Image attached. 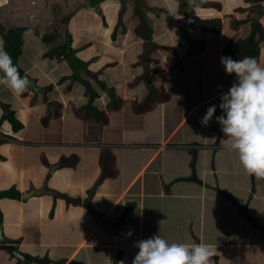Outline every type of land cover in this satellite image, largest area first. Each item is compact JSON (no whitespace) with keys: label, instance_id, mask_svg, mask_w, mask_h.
Returning a JSON list of instances; mask_svg holds the SVG:
<instances>
[{"label":"crops","instance_id":"1","mask_svg":"<svg viewBox=\"0 0 264 264\" xmlns=\"http://www.w3.org/2000/svg\"><path fill=\"white\" fill-rule=\"evenodd\" d=\"M122 1L0 0V43L1 28L24 30L17 64L35 85L16 94L0 83L1 244L47 264H131L135 242L157 233L206 243L209 264H264V232L240 212L264 228V176L244 170L215 121L235 79L220 56L253 23L264 31V0H198L191 14L186 0H145L140 15L128 4L120 17ZM200 20H220L222 32L204 33ZM143 27L151 34H138ZM186 29L206 43L193 55L179 36ZM67 43L68 57L52 56ZM147 52L166 74L150 75L156 101L139 112ZM78 60L97 79L78 72ZM257 62L264 66L263 43ZM8 112L20 130L3 119ZM94 187L95 216L84 205ZM0 264L24 263L0 249Z\"/></svg>","mask_w":264,"mask_h":264},{"label":"clouds","instance_id":"2","mask_svg":"<svg viewBox=\"0 0 264 264\" xmlns=\"http://www.w3.org/2000/svg\"><path fill=\"white\" fill-rule=\"evenodd\" d=\"M224 71L234 74L228 89L220 94V114L215 121L224 135V147L238 153L245 171L264 176V66L251 56L233 59L221 55ZM0 83H6L19 94L29 86L12 63L10 54L0 43ZM217 108L210 104L200 117L207 126ZM127 235H131V229ZM138 251L131 264H209L212 249L206 243L169 242L159 234L137 240Z\"/></svg>","mask_w":264,"mask_h":264},{"label":"trees","instance_id":"3","mask_svg":"<svg viewBox=\"0 0 264 264\" xmlns=\"http://www.w3.org/2000/svg\"><path fill=\"white\" fill-rule=\"evenodd\" d=\"M100 2H101V0H99V1L94 0V5H98ZM144 2H145V0H123L122 1V9L120 12V17L124 16V14L127 10L128 4H132L134 6V10H135L136 14L140 15L141 12H140L139 8L144 5ZM203 4H202L203 6H208L206 4V2H203ZM69 20L70 19H66L65 22H68ZM142 22H143V25L146 26V22L145 21H142ZM198 23L201 27V30L204 33L219 34L222 32L223 26H222V23L220 20H200ZM119 25L122 27V22H120ZM145 28L146 27H143L140 30L141 32H138V34L143 35V31L146 30L147 33L150 35L151 34L150 30L145 29ZM1 29H2L1 34H2L3 39H4L3 47L10 54V56L12 58V63L17 66V70H18L19 74L21 76H23L24 71L18 66L17 61H18V57L20 56V54L22 52V44H23L22 35H23L24 30H16V31L6 32L3 28H1ZM179 36L181 37L182 42L186 41V40L189 41V48L187 51V55H193L194 53L198 52L199 50L205 48V44H206L205 41H203V40H201V41L192 40L190 38L188 29L179 32ZM67 38H68V41L71 40L70 36ZM43 39L45 41H51L54 38L52 36L46 35V36H44ZM261 43L264 44V31L262 30V28L259 24L253 23L251 25V33L249 34V36L246 37L245 39L235 40L234 47L231 49L229 47L225 48L223 55H231L233 59H239V58H242L244 56H251L257 60L258 55H259V45ZM58 49L63 51V52H61L62 53L61 55H57V54H59ZM67 49H68V43L66 45H63L61 48L60 47L55 48V50H53L51 54L53 57H54V55L57 57L67 55V57H68L70 54L69 53L67 54ZM149 55H150V52H147V54H144L143 56H141V59H140V63L141 62L144 63V66L146 68V73H144L145 75L142 78L146 79L145 82H146L147 86L149 87V96L143 105L141 104L140 106H138L139 112L148 109L154 103V100H155L156 90L154 89V87H152V85L150 83V80H149L150 75L157 73L158 76L162 77L163 75L165 76V74H166V72L163 70H154L152 68V66L150 67L151 62L149 61ZM78 62L80 65V66H78V68L76 66V70L78 72H80L81 69L84 68L85 72H87L88 75L97 79L96 74H94V72H90L88 70V68H87L88 64L86 62H83L80 60H78ZM178 65H179L178 67L182 68V65H183L182 61H179ZM0 75H2V73H0ZM80 81L84 84L85 88L89 92L92 93L91 99H93L94 96L96 95V93L93 91L90 82L86 81V80H82V79ZM101 84L103 85V83H101ZM87 108L88 109H94V108H92L91 104H89ZM94 111L97 112L95 109H94ZM3 119L8 120L12 124L13 129L15 131L20 130L22 127V125L14 117V114L12 112L6 113L5 116L3 117ZM15 193L16 192L13 191V192L8 193L7 195H9L12 198V197H15V195H14ZM16 198H18V197H15V199Z\"/></svg>","mask_w":264,"mask_h":264},{"label":"water","instance_id":"4","mask_svg":"<svg viewBox=\"0 0 264 264\" xmlns=\"http://www.w3.org/2000/svg\"><path fill=\"white\" fill-rule=\"evenodd\" d=\"M198 5L199 1L198 0H186V13L191 14L192 13V7L193 5ZM260 7V6H259ZM261 9V7H260ZM24 77H26L29 81V89H35V85L34 82L26 75H23ZM98 183V182H97ZM97 185V184H96ZM95 192V187L94 189L91 191V195L90 197L86 200V202L84 203L85 207L90 211V213H92L94 215V213L92 212V208H91V198L94 195ZM36 192H34L33 194H35ZM38 194V193H36ZM28 196V195H27ZM240 212L241 214L250 222V224L252 225V227L257 228L261 231L264 232V228L258 224L257 222H255L253 220V218H251L247 211L245 210V208H240ZM95 216V215H94ZM104 227L108 230H111V226L106 224L104 225ZM3 237H2V229L0 228V249L6 251L7 253H9L10 255H12L15 259L19 260L21 263L24 264H47V261H42L39 259H33L32 257H30L27 254L22 253L19 248L17 246L14 245H3L1 244L3 242Z\"/></svg>","mask_w":264,"mask_h":264},{"label":"flooded vegetation","instance_id":"5","mask_svg":"<svg viewBox=\"0 0 264 264\" xmlns=\"http://www.w3.org/2000/svg\"><path fill=\"white\" fill-rule=\"evenodd\" d=\"M89 2V5H94L93 2L94 0H88ZM55 11H56V16H59V17H62L61 16V10H60V7L59 5L58 6H55ZM63 20V19H62ZM62 22V21H61Z\"/></svg>","mask_w":264,"mask_h":264},{"label":"rangeland","instance_id":"6","mask_svg":"<svg viewBox=\"0 0 264 264\" xmlns=\"http://www.w3.org/2000/svg\"><path fill=\"white\" fill-rule=\"evenodd\" d=\"M63 19H65V17H64ZM27 56H28V55H27ZM25 63H26V61H25Z\"/></svg>","mask_w":264,"mask_h":264}]
</instances>
